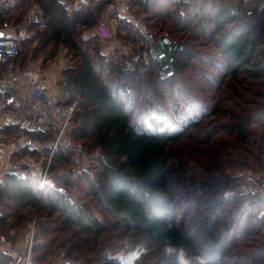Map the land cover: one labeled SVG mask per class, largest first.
<instances>
[{
  "label": "trees",
  "instance_id": "trees-1",
  "mask_svg": "<svg viewBox=\"0 0 264 264\" xmlns=\"http://www.w3.org/2000/svg\"><path fill=\"white\" fill-rule=\"evenodd\" d=\"M112 1L82 0L70 12L62 0H21L1 11L2 20L22 24L30 3L43 10L45 28L28 22L35 34L21 41L18 61L28 59L27 48L39 37L44 47L65 41L73 63L64 70L74 74L71 99H81L73 121L83 118L74 137L100 154L94 158L96 176H80L88 201L74 196L72 172L55 174L64 192L40 188L31 177L9 175L0 181V235L10 229L21 233L37 216V261L65 251L67 259H85V264H264V196L241 192L237 178L226 171L264 169L263 0L247 5L132 0L133 11L151 31L158 35L167 28L184 43L176 55V73L166 80L159 77L157 62L128 71L108 59L98 41L84 39L82 30L95 27ZM118 21L119 38L140 51V33ZM203 48L222 60L214 64L221 70L217 101L197 115L183 111L176 125L161 126L162 119L153 129L135 125L147 90L178 86ZM254 126L263 128V141ZM28 133L41 140L55 137L52 129ZM71 156L61 145L52 168L69 165ZM185 157L199 166V176ZM0 264H11L4 251Z\"/></svg>",
  "mask_w": 264,
  "mask_h": 264
},
{
  "label": "built area",
  "instance_id": "built-area-1",
  "mask_svg": "<svg viewBox=\"0 0 264 264\" xmlns=\"http://www.w3.org/2000/svg\"><path fill=\"white\" fill-rule=\"evenodd\" d=\"M21 0H0V32L8 29L18 34H6L0 36V85L10 81L16 74L19 58L22 50V37H20L21 24L10 23L1 19V11L15 8ZM152 1V0H146ZM243 5L251 0H234ZM65 8L73 12L80 8L82 0L63 1ZM264 5V0L262 6ZM261 6V7H262ZM108 20H99L93 28V35L107 45L105 54L110 60H117L125 70H134L142 62L155 61L159 64L158 74L163 80L173 77L176 73V55L182 50L184 44L173 38L170 31L161 35L151 31L146 22L139 17L132 8V0H113L105 9ZM27 18L29 21L45 27L43 10L38 4H34ZM111 19H121L140 33L143 38V47L136 51L132 46L124 44L117 34V26ZM35 31L28 30V36H33ZM57 64L62 71L71 66L69 49L65 41L58 44ZM28 91L15 96L13 101L2 100L0 102V122L9 120L23 130L36 132L44 129L54 131V139L41 140L34 138L30 147L39 151L40 157L32 161L23 162L13 160L12 155L0 156V181L4 182L9 175L17 179L31 177L36 180L40 188H53L66 191L64 187L57 186L51 175V166L56 151L61 145L71 149L73 156V170L81 176L90 172V165L95 154L81 141L74 138L73 120L80 109V100L71 99L70 102L60 100L56 93L50 92L41 86L33 78ZM9 135L0 123V150L4 142L9 140ZM239 190L245 194H264V174L256 175L252 171H242ZM37 230L34 226L29 228L27 235L19 236L17 242H12L10 237L0 236V251H4L11 257V264H75L67 260V254L63 252L58 262L37 261L34 257V245Z\"/></svg>",
  "mask_w": 264,
  "mask_h": 264
},
{
  "label": "rangeland",
  "instance_id": "rangeland-1",
  "mask_svg": "<svg viewBox=\"0 0 264 264\" xmlns=\"http://www.w3.org/2000/svg\"><path fill=\"white\" fill-rule=\"evenodd\" d=\"M72 1H74V0H72ZM34 4L35 3H30V6L28 7L26 13L24 14L25 17H27L31 7ZM261 6H262V4H261ZM77 9H79V8H77ZM19 13H20V11L15 15V17L19 16L18 15ZM100 19H101V17L99 18V20ZM6 20L10 23L14 21L11 19L9 20L8 18ZM28 22H29V19H28L27 23ZM114 24L117 26V34H118V25L120 24V22L116 19V21H114ZM41 28H45V27H41ZM156 30H159V28H156ZM82 31H83L82 35H83L84 39L89 40L92 43L98 41V44L100 46V51L102 53H104V55L107 53L108 49L105 50L107 48V45L105 43L101 42L100 40H98L97 37H95L93 35V28H86V29H83ZM166 31H170V30L166 28L163 32L159 33L158 35H161V34L165 33ZM170 33H171V31H170ZM171 35H172V33H171ZM118 37H119V35H118ZM120 40L124 44L132 46V48L135 49L133 43H126L121 38H120ZM177 40H179V39H177ZM179 41H181V40H179ZM142 42H143V40H142ZM183 48H182V50H183ZM57 49H58L57 47H54V43L51 47H44V40L39 37V38L34 40L33 44L30 45L29 48H27L26 52L28 55V59L32 58L35 60H38V59L40 60L41 58L44 57L45 59H44L42 65L45 67H48V63H49L50 59L52 62H55V63L57 62V59H58V50ZM38 51H39V53H37ZM51 51H54V54H52ZM200 54L201 55L193 61V65L191 67H189L187 69L186 73L181 77L180 82L178 83V86H175L174 88H169V89L164 88L160 91L147 90V92L142 97V100L140 102L138 110L136 111L137 113H136V116L134 117V124L135 125L140 127L142 125V123H145V125L147 126V129H153V126L155 125V123H158V121L160 119L164 120V124H162L161 126H164L165 124H171V125L175 124L176 125V124L180 123L179 119H180L181 114H183L182 113L183 111L189 109L190 111H193L194 114L197 115L199 113V109H202L205 107H210L211 105H213V103H215L217 101L218 92H217L215 81H217L218 77L221 75V70H219V67H217L214 64L222 65V60L211 48L201 49ZM69 56H70V54H69ZM69 58L71 60L70 64L72 65L73 64L72 59H71V57H69ZM111 60H113V59H111ZM113 62L117 66H120V63L117 60L116 61L114 60ZM66 73H69V72H66ZM70 74L72 75V78L74 80V74L71 72H70ZM77 98H78V100H80V103H81L80 97H77ZM73 99H75V98H73ZM79 112H80V109H78L77 113H79ZM194 114L192 113V115H194ZM82 122H83V118L80 116L79 120L73 122V126H74L73 128L75 129ZM254 129H255V132H256V135H257V138L259 139V141H263V139L261 138V135L263 134V128L259 127V126H254ZM71 133L74 134L75 132H71ZM7 134L9 135L10 138L8 141L6 140L4 142V144L6 143L5 145H7L8 142H10L12 140L11 135L8 132H7ZM78 141H81V140H78ZM81 142H83V141H81ZM91 152H93V151H91ZM93 153L95 154V156H98L100 154V152L98 150L94 151ZM262 155H263L262 157L264 158V153ZM37 156L40 157V154H38ZM95 156H94V158H95ZM187 157H185V158H187ZM13 160L14 161L15 160L23 161L22 159H13ZM188 162H190L191 166H193L192 168H194L193 174L196 176H199L200 174H198V172H197L198 169H200L199 166L194 161H192L190 159H188ZM93 164H94V160L92 161V163L89 167L90 172L92 173L91 174L92 177L96 176L95 172L97 170L96 168H94ZM52 167H53V163L51 166V175L53 176L54 181H55L57 186L64 187L66 190V187L64 185H60L56 181V179H55L56 172H57V174H64L67 172H70V173L72 172L73 177L75 179L76 186H77V190H75L73 192L74 196L80 198L81 201H88L89 200L90 197L88 196V193H87V185L85 183H83V181H81L80 176L76 175V172L73 170V156H71V161H70L69 165H64L62 167H58L57 169H53ZM226 171L228 173L233 174V176H235V178H237L238 186L241 184L242 176L240 174L242 171H252L256 175L264 174V169L261 171L260 170L258 171L255 168L250 167V166H242V167L237 168L235 171H233L232 169L229 168ZM44 189H46V190H52V189L57 190L55 187L48 188V189L44 188ZM259 195L264 196V194H261V193ZM227 205H228V202H227ZM30 218H31L30 222L28 223L26 229L24 231H22L21 233H17V231L15 229H12V230L10 229V230H7L6 232H4V235H0V236L10 237L12 242H17V239L20 235L26 236L29 228H32V226H34L37 230V236L36 237L38 238V235L40 234V229H41V224H40L41 218L37 217V216H31ZM13 238H15V241H13ZM63 252H65V251H60V252L54 253L51 257L48 258V259H50L49 261L58 262V258L62 256ZM45 260H47V259H45ZM67 260L72 261L75 264H85L84 263L85 259H81V258H78V259L72 258V259H67ZM40 262H42V261H40Z\"/></svg>",
  "mask_w": 264,
  "mask_h": 264
},
{
  "label": "crops",
  "instance_id": "crops-1",
  "mask_svg": "<svg viewBox=\"0 0 264 264\" xmlns=\"http://www.w3.org/2000/svg\"><path fill=\"white\" fill-rule=\"evenodd\" d=\"M101 19L108 20L105 10L101 14ZM111 20L113 22L116 21V19ZM28 30L29 24L23 22L19 33L20 37L25 38L28 36ZM5 33L18 34L11 29L6 30ZM105 50H107V48ZM44 59V57L40 60L29 58L25 61H23V59L19 61L16 74L10 80L16 82L17 91L15 96L22 95L28 91L31 86V80L35 78L41 86L45 87L52 93L58 94L60 100L70 102V89L73 85L72 75L62 71L57 62H52L51 59L49 60L48 67L43 66L42 63ZM4 99L5 97L0 93V102ZM0 123L4 126L5 131L12 137V140L0 150V156L10 154L13 159H22L23 162L32 161L38 157L37 155L39 154V151L30 147L31 142L35 137L29 134V131L18 128L17 125L6 119L1 120Z\"/></svg>",
  "mask_w": 264,
  "mask_h": 264
},
{
  "label": "water",
  "instance_id": "water-1",
  "mask_svg": "<svg viewBox=\"0 0 264 264\" xmlns=\"http://www.w3.org/2000/svg\"><path fill=\"white\" fill-rule=\"evenodd\" d=\"M4 32H0V36H4ZM17 86L15 81L3 82L0 85V93L5 97V100L11 102L15 98Z\"/></svg>",
  "mask_w": 264,
  "mask_h": 264
}]
</instances>
